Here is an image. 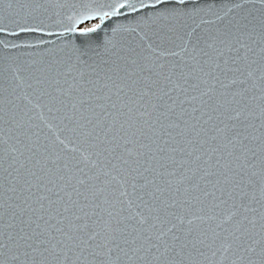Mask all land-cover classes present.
Instances as JSON below:
<instances>
[{
  "label": "snow or ice",
  "instance_id": "snow-or-ice-1",
  "mask_svg": "<svg viewBox=\"0 0 264 264\" xmlns=\"http://www.w3.org/2000/svg\"><path fill=\"white\" fill-rule=\"evenodd\" d=\"M0 264H264V0H0Z\"/></svg>",
  "mask_w": 264,
  "mask_h": 264
}]
</instances>
